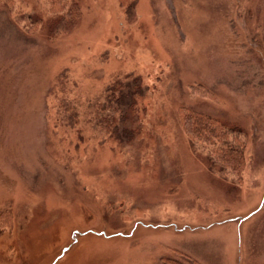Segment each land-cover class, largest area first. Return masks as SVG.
Listing matches in <instances>:
<instances>
[{"label": "rangeland", "instance_id": "1", "mask_svg": "<svg viewBox=\"0 0 264 264\" xmlns=\"http://www.w3.org/2000/svg\"><path fill=\"white\" fill-rule=\"evenodd\" d=\"M0 264H264V0H0Z\"/></svg>", "mask_w": 264, "mask_h": 264}, {"label": "trees", "instance_id": "2", "mask_svg": "<svg viewBox=\"0 0 264 264\" xmlns=\"http://www.w3.org/2000/svg\"><path fill=\"white\" fill-rule=\"evenodd\" d=\"M59 4H61V3L59 2V3L55 4V9L57 11H59V12H62L65 8L62 5L60 6ZM128 96H130L131 105H132V102H133L132 99L134 98V96H133V94H129ZM185 119H186V123L185 124H186V127H187V131H189L190 134L193 135V137L196 138V139L200 136L199 134L201 133V130H200L199 126L203 125L202 123H204V124L214 123V124L225 125L223 121L221 122V121H219L217 119H214V118H213L214 120L213 119H207L208 120L207 123L206 122H202L201 119H198L194 115H189ZM233 149H235V148H233ZM213 151L214 150H212V152ZM229 153H232V152L230 151ZM228 156H230V155H228ZM224 160L228 162L229 166H232L234 168H236L237 164H239V162L235 158H232V159L231 158H227V159L224 158V159H222L220 156L218 157L217 160H214V162H215V164L217 166H221V168H222L223 167L222 163H225Z\"/></svg>", "mask_w": 264, "mask_h": 264}, {"label": "flooded vegetation", "instance_id": "3", "mask_svg": "<svg viewBox=\"0 0 264 264\" xmlns=\"http://www.w3.org/2000/svg\"><path fill=\"white\" fill-rule=\"evenodd\" d=\"M67 249H68V248L65 247V248L63 249V252H65Z\"/></svg>", "mask_w": 264, "mask_h": 264}]
</instances>
